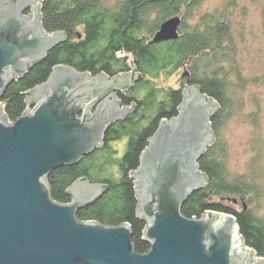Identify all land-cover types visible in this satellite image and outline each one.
I'll use <instances>...</instances> for the list:
<instances>
[{"label": "water", "instance_id": "water-1", "mask_svg": "<svg viewBox=\"0 0 264 264\" xmlns=\"http://www.w3.org/2000/svg\"><path fill=\"white\" fill-rule=\"evenodd\" d=\"M181 21L179 14L165 19L152 41L176 39ZM67 36L43 27L39 0H0V264H261L244 248L236 216L182 211L209 184L199 159L215 140L220 106L198 84L183 88L179 113L159 122L132 172L147 252L135 249L128 222L77 217L107 183L81 177L69 188V203L52 197L47 177L104 146L109 128L136 110L118 94L142 77L135 68L111 77L60 63L26 91L29 106L9 120L1 101L9 84Z\"/></svg>", "mask_w": 264, "mask_h": 264}, {"label": "trees", "instance_id": "trees-1", "mask_svg": "<svg viewBox=\"0 0 264 264\" xmlns=\"http://www.w3.org/2000/svg\"><path fill=\"white\" fill-rule=\"evenodd\" d=\"M42 24L48 32L65 30L69 38L52 47L45 58L34 64L24 75L15 78L5 90L1 101L9 120H15L27 107L26 91L45 81L55 65L65 63L93 74L106 72L116 75L130 68L128 60L141 72L132 90L118 96L123 104L137 102V111L114 123L106 133L104 146L86 155L78 163L54 169L47 177L52 197L61 203L72 200L70 186L81 177L106 182L109 188L99 198L79 209L81 220H96L105 225H131L132 242L138 252H147L150 243L143 239L146 220L138 216V196L132 172L140 164V156L155 133L162 118H173L179 113L184 86L176 87L156 81L168 77L191 56H197L191 67V84L220 104L212 119L215 140L200 158L201 168L209 184L196 190L184 203L182 211L200 216L205 210H217L236 216L240 233L247 245L264 255V224L250 209L237 210L212 196L248 191L249 186L229 177L220 160L222 146L219 123L228 110V94L222 59L234 42L230 23L215 12L204 14L190 28L182 17L177 39L150 42L161 23L171 15L181 14L189 0H118L113 7L103 0H39ZM145 26L146 34H142ZM81 32L80 38L78 33ZM147 35V36H146ZM221 61V62H219ZM219 63V64H218ZM218 64V65H217ZM175 70V71H174ZM126 138L125 148L119 152L113 140ZM117 166V170L107 166ZM116 172H118L116 175ZM243 184V185H242Z\"/></svg>", "mask_w": 264, "mask_h": 264}, {"label": "rangeland", "instance_id": "rangeland-1", "mask_svg": "<svg viewBox=\"0 0 264 264\" xmlns=\"http://www.w3.org/2000/svg\"><path fill=\"white\" fill-rule=\"evenodd\" d=\"M117 1L103 0V3L113 7ZM208 12H215L225 17V20L230 23V33L234 40L229 47L230 51L222 59L224 70H226V65L229 68L228 71L226 70L227 78L222 72L218 73L224 76L225 83L229 84L228 94L234 97V100L228 101V106L225 108L228 112L221 117L219 123V136L223 150L220 160L224 163L229 177L241 181L244 183V185L242 184L244 187L249 186L248 191L225 193L221 196H212V198L237 210L250 209L255 217L264 224V0H189L179 15L181 19L184 18V22L190 28ZM146 33L144 26L142 34ZM181 34L179 28V36ZM67 35L66 40L69 38L68 33ZM148 35L152 38L147 39L153 42L154 34ZM80 36L81 32L78 33L79 38ZM195 59L197 56H191L171 75L168 77L161 75L156 78V81L176 87L186 86L190 83L191 67ZM128 62L131 69L127 71L133 73L135 68V72H139L134 61V67L131 65V59ZM123 72L125 71L119 73L122 75ZM108 75L114 77L117 74ZM137 78L133 80L134 84L139 80ZM128 87L125 93H129L134 85ZM129 105H132V102ZM27 106L29 105L27 104ZM137 108L138 106L131 113L136 112ZM219 110H221L220 106L214 115ZM213 132L215 134L214 130ZM125 145V137L112 141V146L119 152L125 148ZM109 165L107 172H109L108 169L112 170L113 168L118 171L117 166ZM117 173L116 175H118ZM243 242L244 248L248 247L254 251V254L259 255L256 248L245 243L244 238ZM255 258L261 259L262 257L259 255Z\"/></svg>", "mask_w": 264, "mask_h": 264}, {"label": "flooded vegetation", "instance_id": "flooded-vegetation-1", "mask_svg": "<svg viewBox=\"0 0 264 264\" xmlns=\"http://www.w3.org/2000/svg\"><path fill=\"white\" fill-rule=\"evenodd\" d=\"M188 85H191V83H189V84H187L186 86H188ZM186 86H184V88L186 87ZM134 103H136L137 104V102L136 101H133ZM164 118H166V117H164ZM163 119V118H162ZM161 119V120H162ZM167 119H170V118H167ZM160 120V121H161ZM212 128H213V123H212ZM200 160V159H199ZM200 164V163H199ZM201 167V166H200ZM198 190V189H197ZM195 192V191H194ZM262 258L259 260L260 262H261V264H264V255H260ZM257 257H259V255H257ZM262 260V261H261Z\"/></svg>", "mask_w": 264, "mask_h": 264}, {"label": "bare ground", "instance_id": "bare-ground-1", "mask_svg": "<svg viewBox=\"0 0 264 264\" xmlns=\"http://www.w3.org/2000/svg\"><path fill=\"white\" fill-rule=\"evenodd\" d=\"M211 145V144H210ZM209 147V146H208ZM208 149V148H207ZM207 151V150H206ZM204 155V154H203Z\"/></svg>", "mask_w": 264, "mask_h": 264}]
</instances>
